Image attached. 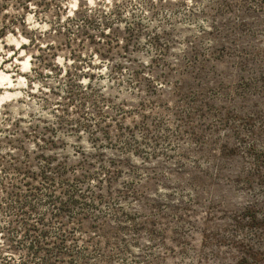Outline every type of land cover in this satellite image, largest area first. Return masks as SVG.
<instances>
[{
	"label": "rangeland",
	"instance_id": "obj_1",
	"mask_svg": "<svg viewBox=\"0 0 264 264\" xmlns=\"http://www.w3.org/2000/svg\"><path fill=\"white\" fill-rule=\"evenodd\" d=\"M62 12L0 0V264H264V0Z\"/></svg>",
	"mask_w": 264,
	"mask_h": 264
},
{
	"label": "clouds",
	"instance_id": "obj_2",
	"mask_svg": "<svg viewBox=\"0 0 264 264\" xmlns=\"http://www.w3.org/2000/svg\"><path fill=\"white\" fill-rule=\"evenodd\" d=\"M116 2L118 3L119 0H116ZM193 2V0H187V3L189 5H191ZM57 3L60 4L61 9L63 10L62 12V18H61V23H64L65 20H68L70 17H74L76 19H79V16L77 15L80 12L83 11H87L88 15H93L97 12H110L111 11V7L114 3V0H57ZM30 8H32L33 13H35L36 11V7L35 4H30L29 5ZM9 11H11V9H9ZM27 23L30 27V29H39V31L41 33L43 32H47L49 25L47 23L44 24H37L33 22V16L29 15L27 17ZM17 31V36L13 37L11 33L8 34V36L0 41V54H3L2 56H0V65H3V69L4 70H0V77L3 78L4 83L0 84V87H15L14 84H12L10 82V77L8 75H5V70H10L12 67L15 66V64L17 63L16 60H14L12 62V64H4V60L8 59L9 57L13 56V53L10 51H5V44L7 45H14L16 49H20L22 45H27L29 43V41L27 39H24L22 36L19 35V29L16 30ZM41 47H46V45H41ZM38 55V53H36ZM19 57H24V60L22 61L23 67L20 69L21 71L27 72L30 69V65H29V61L32 60V55H25V52L20 51L19 52ZM19 57L17 58V60L19 59ZM57 63L60 64L61 66L64 65V60L61 58H57ZM73 61L69 60L68 64H72ZM97 63H99V61H97ZM85 71H87V69H85ZM104 71H107V68L104 69ZM14 75V73H13ZM82 84L87 85L88 81L87 80H82L81 81ZM21 85H24L25 82L23 80L20 81ZM40 87V85H33L32 90H36ZM44 91H47V89H44ZM7 93L5 94L4 98H7ZM19 95V94H17ZM3 103H4V99L0 98V114L3 113L4 108H3ZM2 117H0V127H2ZM3 133H0V136H2ZM249 135V133H248ZM250 136V135H249ZM251 137V136H250ZM241 143H243V141H241ZM235 150V152L237 153L238 150L236 149H232V150H228L227 148H224L222 150V155L220 157L221 161H226L229 160L232 156H229L227 153L230 151ZM234 156V155H233ZM220 190L218 189V192ZM4 232H0V237L4 236ZM235 239V237H232L231 239ZM5 241L3 239H0V246H4ZM229 246V245H226ZM5 256H9L10 254L8 252L4 253ZM229 258H231L230 256H228ZM222 259V258H221ZM16 264H19V257H16Z\"/></svg>",
	"mask_w": 264,
	"mask_h": 264
}]
</instances>
